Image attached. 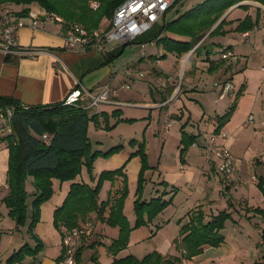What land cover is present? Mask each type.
<instances>
[{
  "label": "crops",
  "instance_id": "obj_1",
  "mask_svg": "<svg viewBox=\"0 0 264 264\" xmlns=\"http://www.w3.org/2000/svg\"><path fill=\"white\" fill-rule=\"evenodd\" d=\"M204 1L206 0H195L193 3L188 4L186 7H184V9L181 10L177 9V7H175V4L171 8L173 14L170 19H167L168 14L166 12L164 16H162L152 28L158 27L161 20L163 24H167L176 20L180 15L188 10L193 9L195 6L201 4ZM24 8L28 9V14L26 15V17H18V13ZM3 12H8L16 18H20L22 20L24 27L17 32L18 45L21 48H36L45 50L44 54H41L36 58H24L16 55L4 56L0 53V97L11 98L27 107L51 105L63 102L69 92L75 88L76 83H79L80 87L89 91H94V89L99 86H109L107 102L101 104L102 106L100 105V107L98 108L99 110L97 109L96 111L90 112V109H86L89 115L104 113L108 110L107 107L113 108V111L119 110L115 109L116 107L141 109L148 111L164 110L167 109V107L172 104V102L180 99L186 93L194 91L197 88V85L202 83V77H204L205 73H216L218 82H215V84H217L218 86L221 85L218 96L214 100L215 104L217 105L226 97L225 96L220 99L223 85L225 83L231 84L230 80L232 79V74L234 71L236 72V69L238 68V64L236 62L234 63V59L237 58V55L247 58V54H245V52L236 53L234 47L237 46V41L233 44L228 41L225 46L223 45L222 41H224V39L230 34H237L239 35L241 43H246L252 46L254 41H256V36L261 35V41L264 46V6L252 1H244L238 3L228 9L217 21V23L214 24L210 29V31H212L221 22V20H225L227 25L223 27V31H225L226 34L208 38L207 35L210 32L209 31L195 45V47H197L203 42L200 45V47L202 48L201 52L198 55L193 53L194 49L189 52L193 56V61L190 64L189 68H184L180 64L181 58L186 54L178 57L174 53L166 52L161 44L155 42L153 49H157L147 54L148 58H150V60H153L155 66H151L146 75L141 74L139 71L138 63L146 56V54L142 55L141 58H139L138 63L135 62V64L129 67L130 71L129 73L124 75L121 84V86L126 85L127 88L129 87V85H134L135 83H137V85H141L143 89L145 88L148 91L150 101H145L142 104L137 102L133 103L124 101L122 105H117L121 102L116 101V97H114L115 95L111 94V91L115 90H110V83L113 82L118 75L113 74L110 69V62L107 63L106 59L107 57L116 54L118 51H120L121 54L123 50L122 46L114 45L113 50L104 54L90 49H67L64 46L63 38L68 28L65 29L63 27V24L51 22L47 20L45 16L43 17L39 15L36 18L31 17L30 6L21 7L4 3L0 4V15ZM45 14L46 13L44 12V15ZM246 17H249L252 22H255L257 20V24L249 31H245L243 33L235 32L234 30L236 29L238 24ZM105 24L106 22H102L100 26ZM161 37H167L172 40L181 42L189 41V38L187 37H181L168 32L162 34ZM211 46L219 52V57L215 58L210 55L209 60L213 62V65L211 68H208L209 63L205 62L207 58L206 52L213 51ZM225 52H228L230 56L227 59H222L221 55ZM161 56L163 57L160 59ZM166 58H169L172 61L170 70L169 68L163 69L157 67L158 63L162 62L160 60H164ZM237 61L239 60L237 59ZM181 69L185 70L183 79H186L187 81L182 93L179 90V92L174 96L176 92V79L178 78ZM197 72L198 74L196 75ZM143 78L144 80H142ZM159 86H161L160 89H158ZM121 90L124 91L127 89ZM180 93L181 95H179ZM172 96H174L173 99L169 101ZM259 100L264 104V99L262 97ZM229 101L230 103L233 102V100L231 99H229ZM199 105L200 107H202L201 103H199ZM227 110L228 109H224L219 113L209 117L208 120L209 122H211L212 128L208 127L205 132L199 131L198 127V131L196 134L193 131L191 132L190 130H188L186 126L189 121L188 123H186L187 121H185L180 125L179 129L181 130V136L182 133H184L186 135L196 137L195 145L190 146V150L192 152L195 151L197 153L199 150L201 153L200 148L205 144V140L212 134L215 135L214 130L216 128L217 117L225 114ZM124 118L129 119L127 117ZM181 118V112L178 114L169 113V121L164 126V134L167 135L169 129L176 124L177 120H181ZM202 133L203 135H201ZM218 134L223 133H221L220 131ZM4 136L5 135L0 133V140L3 142ZM181 136L179 141L181 140ZM225 146L230 151V153L235 154L233 156H237L236 150H234L233 145L228 144L227 136L225 140ZM180 148L181 145L178 147V149L180 150ZM262 150L263 151L260 152L258 156H253L252 159L248 161V164L246 166H243L239 163L238 169L236 168V175L239 178L246 179L250 176H255L257 180L259 179L263 182L264 186V148ZM158 178L159 180L156 181L155 185L153 186L155 190L153 197L149 196V198H144L143 201L147 202L152 198L161 196L164 201H170V205L152 222L146 225L152 226V229L150 230L152 234L151 236L147 235V237H143V235L137 234L141 228L139 230L131 231L126 248L123 251L119 252L115 258H122L128 255H132L137 258L132 253L133 249L140 243L148 239H153V237H156L158 233H164V231H166V229L170 225L174 226L173 234L163 237L159 243L155 244L154 250L152 251H156L163 256H179L180 254L177 251H174L172 253V248H174V240L180 239L179 231L183 226L189 223V219L192 214L202 213L204 216V221L206 222L210 219L211 216L217 215L218 212L226 211L230 214V220L234 222L231 215L232 210H228V208L231 207L229 203L232 205L231 208L235 207L234 205L238 203H242V205H245L244 207L246 208H251V206L248 204V201H252V196H255L261 203V205H264V199L256 185H253L256 188L253 186L241 187L238 185H232L230 186V188H227L222 192V187L218 183L216 172L213 168H209L206 162L205 164H202L201 168L196 166L195 168L189 167V169L187 170L182 166H179L177 168L175 165L167 166L162 164V172L158 174ZM4 182L5 184H0V190H2V192L7 195L8 187L6 181ZM27 182H29L30 185L32 183V179L29 178ZM119 182H121V179H117L116 182L111 184L105 199L98 198V203H105L107 201L109 202L105 208L104 216L108 215L109 208L112 205L113 201L119 198V192L122 189ZM161 182H163L165 185H159ZM77 183L83 182L79 181ZM180 184L188 187L189 193L188 197L185 198V201L180 202L179 205L176 206L175 199L178 196V192H180V188L182 187ZM29 190L33 191L31 187ZM257 191L260 194L259 196L257 194ZM59 206L60 205L55 206L53 208V211ZM217 207H220L223 210L216 209ZM123 214L128 220L126 212L123 211ZM90 218L92 223L89 222V224L93 229L94 237L83 245L85 249L83 250L82 254L85 251L89 250L93 255L92 258H95L98 264H111L114 256L110 255L106 251L105 246L110 245L112 241L117 239L118 229L111 228L105 223L96 220L95 214H91ZM228 221L225 222L224 229L228 225ZM128 222L130 226H133L131 221L128 220ZM39 225L40 223H37L34 227V234L37 239H40V242L43 246L42 251H40L35 257H27L22 263L16 264H55L58 260L61 259L63 252L61 247L60 232L58 231L59 242L58 250L56 251L57 253L50 252L49 244L43 240L44 238H48V236L44 234V231L40 233L38 232ZM255 226L257 233L260 235V231L264 229V227H259L260 225L258 223H255ZM238 230L239 229L236 228L235 231ZM23 242L24 244H28L31 248H34L36 246V244L29 242V240ZM224 244L225 238L224 243L221 244L218 248L204 247L203 252L200 255L194 257L191 261L195 262V264L205 263L207 261L214 262L217 257L219 258L224 254H227L225 251L223 252ZM258 244H260V242H258L255 246L257 250H259L260 247H263L261 245L260 247H257ZM17 246L18 247L16 248L18 250L22 245ZM12 250L13 252L16 251V249ZM6 260L7 258L5 259V261Z\"/></svg>",
  "mask_w": 264,
  "mask_h": 264
},
{
  "label": "rangeland",
  "instance_id": "obj_2",
  "mask_svg": "<svg viewBox=\"0 0 264 264\" xmlns=\"http://www.w3.org/2000/svg\"><path fill=\"white\" fill-rule=\"evenodd\" d=\"M194 1L195 0H179L175 7L181 10ZM167 14V19H170L173 14L172 9L169 10ZM30 15L34 18L39 15L43 17L45 16L43 9L37 4L30 5ZM108 20L109 19H103L101 23L107 22ZM162 25L163 22L161 20L157 28H161ZM228 41L232 44L236 41L238 42L237 46L234 47L236 53L245 52V54H247V58L237 55V58L234 59V63L236 62L238 64V68L236 69V72H233L232 79L230 80L232 87H234L231 94L226 95L225 99L216 105L214 100L218 96L221 85L218 86L215 84V82H218L216 73H205L204 77H202V83L198 84L194 91H190L185 94L186 96L184 95L180 99L172 102L167 109L148 111L116 107L115 109H119L120 111H113V108L107 107L108 110L104 112L107 115V117H105L106 120L100 117L99 127H96L93 123H89L87 136L92 152L99 151L104 153L114 147H119V150L112 156H97L92 163L91 173H89L87 168L83 166L80 174L76 177L74 182L77 183L82 181L83 183L92 186L95 185L102 172L122 169V177H115L112 181H102L98 198L105 199L111 184L116 182L117 179H121L119 184L121 187L123 186L122 188L125 187V197L122 208L123 211L126 212L128 220L134 225V201L138 198L137 192L139 191L140 201H143L144 198H149V196L153 197L155 193L153 186L156 181L159 180L158 174L162 172V164L167 166L175 165L177 168L182 166L185 167L186 170L189 169V167L195 168L196 166L201 168L202 164H205V160L201 156L200 151L197 149V153L195 151L192 152L190 146L187 148L183 156L180 157L178 149L181 136V130L179 129L180 125L185 121H187L186 123L189 121L186 126L188 130L191 132L193 131L196 134L198 127L199 131L205 132L208 127L212 128V124L209 122L208 118L224 109H228L232 104L229 99L233 101L236 99L235 104L227 122L221 127L220 131L227 136L228 144L233 145L234 150H236V157L233 156L235 154L231 153L235 167L238 169L239 163L246 166L253 156H258L264 148V129L261 126V122L264 121V104L259 100L261 97L264 99V46L261 41V35L256 36V41H254L252 46L246 43H241L239 35L237 34H230L227 36L224 41H222L223 45L225 46ZM154 44L155 41L126 45L121 54L109 63L113 74L118 75L115 80L110 83V90L116 91L114 96L116 97V101L121 102L117 105H122L124 101L141 104L145 101H150L148 91L145 88L143 89L141 85H137V83L129 85L127 90L124 91L120 89V86L124 75L130 71L129 67L135 64V62L138 63V60L142 55L146 54V56L138 63L141 74L146 75L150 67L155 66L153 60H150L147 56L149 52L157 49H153ZM212 50V57H219V52L215 50L214 47H212ZM166 59H159L162 62H159L157 67L163 69L169 68L170 70L172 61L169 58ZM237 59L239 61H237ZM180 61V64L184 68H189L193 61V56L191 53H188L184 55ZM184 71L185 70L181 69L179 76L176 79V92L174 96L179 90L182 93L185 88L187 80L183 79ZM197 74L198 72L196 75ZM142 80H144V78ZM160 88L161 86L158 87V89ZM181 93L179 95H181ZM199 103L202 104V107H200ZM81 105L84 108L88 105V101H83ZM93 111H96V109H90V112ZM180 112L182 113L181 120L176 121V124L169 129L167 135L164 134V126L169 121V113L178 114ZM250 115L254 118L253 125H248L246 122ZM124 117L129 119H125ZM126 120L131 121L126 122ZM201 135H203V133ZM140 144H143L144 147L146 157L145 166H143L140 156H131V154L139 149ZM7 162L8 148L6 142L0 140L1 185L5 184L4 181H7ZM140 180L141 188L138 189ZM70 183L71 182L61 183L52 179V194L50 198L40 203L38 206L37 223H40L38 232L40 233L44 231V234L48 236V238H44L43 240L49 244L50 252L57 253L56 251L58 250L59 242L58 231L53 225V208L63 203L67 196ZM180 185L182 187L175 199L176 206H178L180 202L185 201V198L188 197L189 193L188 187H185L182 184ZM30 187L33 191L29 190ZM25 191L27 193L25 201L26 219L24 225L17 226L15 220L8 216V210L3 201L6 194L0 190V264H5V259L13 253L12 249H16L17 251V245H23V241L29 240V242L34 244L37 243V237L32 238L28 233V226L32 215L33 199L35 198L36 191L33 184L31 183L29 185V182H26L25 184ZM257 194L259 196L261 193L259 194L257 191ZM248 204L251 208H264V205H261L255 196H252V201L249 200ZM234 206L235 207L233 208H228V210H232L231 215L234 222L229 220L227 222L228 225L222 231V235L225 238L223 252L225 251L227 254H224L219 258L217 257L214 262L207 261L200 264H253L263 253V247H260L259 250L255 248L256 244L261 242L255 223H258L260 225L259 227H264V219L259 215L246 213L245 205L243 206L242 203H238ZM216 209L223 210L220 207H217ZM87 222L92 223L91 218ZM142 227H140L141 229H136H140L137 234H141L143 237L152 235L150 232L152 229L151 225H144ZM236 228L239 230L235 231ZM173 232L174 226L170 225L164 233H158L153 239H148L140 243L133 249L132 253L137 258H142L145 254L154 250L155 244L159 243L163 237L169 236L173 234ZM38 240L40 241L39 238ZM174 251L175 248H172V253ZM92 256L93 255L89 250L85 251L80 259V264H96ZM191 260H183L181 264H195V262Z\"/></svg>",
  "mask_w": 264,
  "mask_h": 264
},
{
  "label": "trees",
  "instance_id": "obj_3",
  "mask_svg": "<svg viewBox=\"0 0 264 264\" xmlns=\"http://www.w3.org/2000/svg\"><path fill=\"white\" fill-rule=\"evenodd\" d=\"M91 0H0V4H12L15 6L28 7L37 4L46 14L55 15L62 20L63 27L67 29L70 25H80L86 30L97 29L103 19H110L115 9L126 0H98L99 7L96 10L90 8ZM252 1L264 6V0H206L186 11L176 20L163 24L161 28H152L135 41L122 46V49L132 43H149L152 41L161 44L165 51L174 53L178 57L189 53L198 55L202 48L195 45L210 31L214 24L232 6L244 2ZM28 9L24 8L18 13V17H26ZM257 24V20L252 22L249 17L241 21L235 32L243 33L249 31ZM227 25L225 20L210 31L207 37H215L226 34L223 27ZM171 33L181 37L189 38L187 42L175 41L167 37H161L164 33ZM195 47V48H194ZM120 51L107 57L106 62H111L119 56ZM212 52H206L205 62L211 68L213 62L209 60ZM163 56L160 57V59ZM222 62V61H221ZM236 100V99H235ZM235 100L225 114L216 119L215 134H218L221 127L227 122ZM12 108L10 135L4 136L8 148L7 162V187L8 193L4 198V204L8 210V216L15 220L17 226H22L26 219V197L25 184L29 178L36 191L33 199L31 221L28 226L30 237L36 238L33 233L38 222V206L48 200L52 194L51 180L59 182H71L63 203L53 212V225L57 231L72 230L82 224L88 223L91 214L96 215V220L105 223L111 228L118 229V237L105 246L106 251L114 256L111 264H181L183 260H191L200 255L204 247L218 248L224 243L221 231L224 229L226 221L230 220V214L226 211L218 212L211 216L208 221H204L202 213H194L190 216L189 223L179 231V240H174V248L180 255H161L152 251L141 259L132 255L122 258H115L123 251L127 244L131 231L136 230L152 222L169 205L170 201H164L161 196L140 201H134L135 223L130 226L123 214V201L125 197V187L120 190L119 198L114 200L109 208V213L104 216L107 202L98 203V194L102 181H112L115 177H122V169L102 172L95 185L86 183H76L74 180L80 174L81 168L85 166L91 173L94 159L102 155L112 156L118 152L119 147L101 153L92 152L87 136L89 123L99 127V119L106 120L105 113L89 115L85 108L81 106H66L64 102L42 105L24 106L11 99L0 97V108ZM131 120H126L130 122ZM106 128V127H105ZM48 134L50 139L44 142L41 136ZM196 137L182 133L179 150L180 157L186 152L189 146L195 144ZM131 156H140L143 166L146 165V157L143 144ZM159 185L164 186L161 182ZM123 187V186H122ZM264 199L263 182L258 179L256 184ZM141 188V180L139 187ZM232 207V205L229 203ZM246 208V207H245ZM246 213L259 215L264 219V208H246ZM62 236V234H61ZM261 242L257 247L264 248V229L260 231ZM42 244L37 239L36 246L31 248L28 244L22 245L13 252L5 261V264L22 263L26 257H35L42 251ZM84 246H81L74 257V263L80 264V259ZM96 264V259L93 258ZM253 264H264V251Z\"/></svg>",
  "mask_w": 264,
  "mask_h": 264
},
{
  "label": "built area",
  "instance_id": "obj_4",
  "mask_svg": "<svg viewBox=\"0 0 264 264\" xmlns=\"http://www.w3.org/2000/svg\"><path fill=\"white\" fill-rule=\"evenodd\" d=\"M179 0H126L118 6L112 17L105 25L89 31L80 25H70L64 35V46L67 49L94 50L101 54L113 50L114 45L123 46L135 41L145 34L164 16ZM99 7L98 0L90 1V8L96 10ZM47 20L62 23V20L55 15L45 14ZM24 27L20 18H16L8 12L0 15V53L4 56H20L24 58H36L45 53V50L36 48H21L18 45L17 32ZM230 56L228 52L221 55L222 59ZM264 60V58H263ZM121 89H127L122 85ZM233 87L225 83L222 87L220 99L231 94ZM109 86H99L94 91L85 90L76 83L75 88L65 98L66 106H81L83 101H88L85 109L95 108L107 102ZM115 95V91H111ZM170 98L169 101L173 99ZM12 108H0V133L10 135ZM248 125H253L254 118L250 115L247 119ZM264 129V121L261 122ZM44 142H48L50 136H41ZM226 136L224 134H212L205 140L200 148L202 156L209 168L216 172L217 180L222 190L232 185L241 187L256 185L258 180L255 176L239 178L236 175L234 159L225 146ZM195 145V144H194ZM61 247L62 257L55 264H74V257L77 250L94 237V232L89 223L82 224L72 230H62Z\"/></svg>",
  "mask_w": 264,
  "mask_h": 264
}]
</instances>
